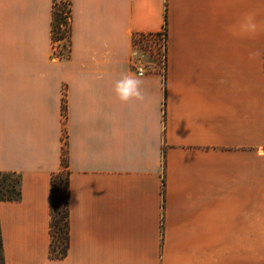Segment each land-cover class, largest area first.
Masks as SVG:
<instances>
[{"label": "crops", "instance_id": "1", "mask_svg": "<svg viewBox=\"0 0 264 264\" xmlns=\"http://www.w3.org/2000/svg\"><path fill=\"white\" fill-rule=\"evenodd\" d=\"M71 2L61 59L54 0H0V173L21 180L0 202L5 264H264V0ZM165 27V74L121 104L135 35Z\"/></svg>", "mask_w": 264, "mask_h": 264}, {"label": "rangeland", "instance_id": "2", "mask_svg": "<svg viewBox=\"0 0 264 264\" xmlns=\"http://www.w3.org/2000/svg\"><path fill=\"white\" fill-rule=\"evenodd\" d=\"M67 0H60L59 2V9L63 11L62 16H67L64 13L68 11V5H67ZM67 23V26H63L62 29H57L55 32V36L58 38L61 36H64L65 38L57 41V57L58 58H67L66 56L70 55V21L64 20ZM148 54V53H146ZM150 56V59L153 60V56L148 54ZM165 74V73H164ZM66 176L67 173L66 171H62L61 175L58 177L56 181V200H55V205L60 213L58 218L60 219L59 226L62 229L55 228L56 232H58L55 241H54V247L57 250L64 249L65 246V240H64V232H63V211L65 210L64 207V201H65V195H66ZM17 190H18V177L13 174H0V201L1 200H7V199H13L17 196ZM0 258H1V250H0Z\"/></svg>", "mask_w": 264, "mask_h": 264}, {"label": "trees", "instance_id": "3", "mask_svg": "<svg viewBox=\"0 0 264 264\" xmlns=\"http://www.w3.org/2000/svg\"><path fill=\"white\" fill-rule=\"evenodd\" d=\"M59 2H60V0H54V6H53V25H52V27H53V37H54V39L56 41H60V40L65 38L64 36H61L59 38L57 36H55L56 28L57 29H62L63 26H67V23L64 20H67V21L69 20L70 21L71 20V12H72V8H71L72 2H71V0H67L66 2H67V5H68V11L66 13H64L67 16L66 17L62 16L63 15V11H61L59 9ZM69 27H70V24H69ZM66 57H69V55L66 56ZM0 174H2V173H0ZM60 175H61V173L58 176L55 177L53 190H52V223H51V232H52V237H53V243H52L51 250H50L51 256L54 257V258H58V259L63 258L67 254L68 247H69L68 176H66V195H65V201H64L65 210L63 211V232L65 233L64 234V236H65L64 237L65 246H64V249H60V250H57L54 247L55 246L54 245L55 238H56L57 235H60V234H58V232H56L55 228L62 229L59 226V223H60L59 220L60 219L58 218V216L60 215V213L58 212V210L56 208V205H55L56 190H57L56 181H57V179H58V177ZM20 186H21V180L18 177L17 196L15 198H13V199L1 200L0 202H2V201H19L21 199ZM0 250H1L0 264H5L1 231H0Z\"/></svg>", "mask_w": 264, "mask_h": 264}, {"label": "built area", "instance_id": "4", "mask_svg": "<svg viewBox=\"0 0 264 264\" xmlns=\"http://www.w3.org/2000/svg\"><path fill=\"white\" fill-rule=\"evenodd\" d=\"M168 34L166 27L156 33H138L134 37V57L137 61L136 68H143L144 73L148 70L159 71L164 74L167 66ZM153 56L150 59L148 54Z\"/></svg>", "mask_w": 264, "mask_h": 264}, {"label": "clouds", "instance_id": "5", "mask_svg": "<svg viewBox=\"0 0 264 264\" xmlns=\"http://www.w3.org/2000/svg\"><path fill=\"white\" fill-rule=\"evenodd\" d=\"M255 27L256 25L254 23L249 22L244 26V29L247 30L250 28L251 30H255ZM143 76V68H140L137 73L125 74L116 82L115 93L121 104H128L133 100L140 101L144 99L141 90Z\"/></svg>", "mask_w": 264, "mask_h": 264}]
</instances>
